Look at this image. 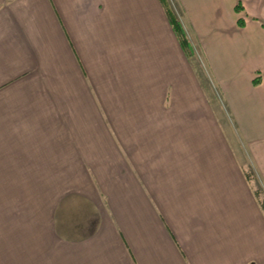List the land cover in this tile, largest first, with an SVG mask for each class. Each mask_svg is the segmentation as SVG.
<instances>
[{"label":"crops","instance_id":"crops-1","mask_svg":"<svg viewBox=\"0 0 264 264\" xmlns=\"http://www.w3.org/2000/svg\"><path fill=\"white\" fill-rule=\"evenodd\" d=\"M263 25L264 0H0V264H264Z\"/></svg>","mask_w":264,"mask_h":264},{"label":"rangeland","instance_id":"rangeland-1","mask_svg":"<svg viewBox=\"0 0 264 264\" xmlns=\"http://www.w3.org/2000/svg\"><path fill=\"white\" fill-rule=\"evenodd\" d=\"M176 18L178 19V17H176ZM187 38H188V36H187ZM189 42H190V40H189ZM190 45H191V49H192V55L189 56V57L192 59V62L195 65V70L201 76L205 77L206 81L208 82V87H210V89H212L214 95L218 98V100H220L221 99L220 98V96H221L220 95V91L217 88H215V85H214L213 81H211L212 79H210V70H209L208 64L206 63V59L204 57V54L202 53L201 49L198 46L194 48L192 46L191 42H190ZM231 117L232 116L230 115L229 111L224 106L223 121H224V128L227 127V131H226V132H228L227 135L230 136L229 132H231L232 134L238 135V131H237V129L235 130V124H234V122H233ZM238 139H240V138L238 137ZM252 175H254L253 178L255 180L256 179H258V181L260 180L259 177L257 175H255L254 171H249L248 172V178L250 180L252 178ZM254 189L256 191V194H259V196H260L259 197L260 198V203L264 202V189H261L259 186H257L256 182L254 183Z\"/></svg>","mask_w":264,"mask_h":264},{"label":"trees","instance_id":"trees-1","mask_svg":"<svg viewBox=\"0 0 264 264\" xmlns=\"http://www.w3.org/2000/svg\"><path fill=\"white\" fill-rule=\"evenodd\" d=\"M236 12L238 14H241L244 12V8H243V5H242V2L239 1L237 7H236ZM167 13H168V16L170 18V22L174 28V31L176 32V35L180 41V44L182 45L184 51L186 52V54L188 56H191L192 55V49H191V45H190V42H189V39L187 38V34L182 26V24L180 23V21L173 15V13L171 12V10L168 8L167 9ZM239 25L242 27L244 25L242 19L239 20ZM264 27V25H263ZM261 83V79L260 77H257L255 80H254V85L255 86H259ZM261 206L264 210V202H261Z\"/></svg>","mask_w":264,"mask_h":264}]
</instances>
